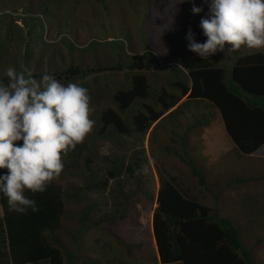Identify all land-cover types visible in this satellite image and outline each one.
I'll list each match as a JSON object with an SVG mask.
<instances>
[{
	"label": "trees",
	"instance_id": "trees-1",
	"mask_svg": "<svg viewBox=\"0 0 264 264\" xmlns=\"http://www.w3.org/2000/svg\"><path fill=\"white\" fill-rule=\"evenodd\" d=\"M17 19L21 27L10 14H0V82L5 85L9 83L6 75L9 67L22 72L16 61L23 59L26 62L29 44L33 46L34 42H39L46 46L41 42L45 24L39 17L27 14ZM22 27L26 30L22 31ZM13 30L16 31L14 39ZM57 36L68 53L76 50L78 64L60 72H31L35 79L49 74L65 84L88 78L92 87L81 85L89 89L92 101L102 97L97 75L121 76L123 84L112 83L113 90L108 99L111 106L106 103L95 116L94 134L64 157L65 169L59 179L78 177V186L63 191L55 181L43 193L26 192L28 198L36 201L39 211L32 212L29 208L23 214L10 211L7 199L0 195V264H95L83 259L78 252L83 234L91 228H101V224L127 221V202L139 194L149 198L142 191V170L147 165L142 140L149 132L148 141L151 131L161 121L181 115L190 104L206 103L211 110L194 119L187 129L204 125L214 114L219 117L225 135L238 154L250 156L264 146V53L234 57L229 66L222 63L224 59L220 54L207 60H202L196 53L184 54L160 62L152 52L144 50L124 54V60L123 56L120 59L122 53L118 48H112L113 52L109 47L113 42L107 41L96 51L98 63L103 60L104 49L110 52L113 61L103 67L89 62L92 51L71 47L67 40L68 44L62 41L63 37ZM11 42L15 48L7 49ZM16 46L21 47L20 51H16ZM2 58H7L8 67L2 64ZM88 63L90 66L81 67ZM22 66L25 68L26 64ZM183 98L185 101L180 102ZM97 139L111 140L120 151L122 139H135L138 146L129 156L119 155L113 162L105 161L94 155L92 146ZM178 139L180 152L168 148L165 152L183 164L200 187L206 186L203 172L185 151V137ZM104 161L108 167L94 166ZM99 171L102 175L98 177ZM5 174L7 170L0 169V176ZM129 180L134 182V190L124 194L121 190ZM109 181H115L116 185L109 192L116 194L117 202L109 203L110 211L96 219L94 215L100 214V208L96 206L97 201L87 198L94 193L103 195L105 190L108 191ZM238 182L244 183L246 179ZM157 184L151 234L160 264H256L225 217L216 210L183 198L172 186L173 177L167 180L158 177ZM65 203L81 205V208L76 213H66ZM66 219L73 220L75 227L62 229L61 222ZM60 234L68 238L72 249L66 248ZM114 238L126 250L135 249Z\"/></svg>",
	"mask_w": 264,
	"mask_h": 264
},
{
	"label": "rangeland",
	"instance_id": "rangeland-1",
	"mask_svg": "<svg viewBox=\"0 0 264 264\" xmlns=\"http://www.w3.org/2000/svg\"><path fill=\"white\" fill-rule=\"evenodd\" d=\"M210 2L211 0H208V3L205 0H194L193 3V0H186L180 4L177 0H0V14H10V18L15 20L19 27L21 23L17 18L25 17L27 14L39 17L45 24L41 42L43 41L46 46H41L39 42H34L33 46L29 44V58L26 62L23 59L16 61L22 72H60L78 64V54L75 49L68 53L59 42L57 34L63 37L64 43L69 42L71 47L77 49L84 47L85 50L92 51L89 62L103 67L113 61L110 52L104 49L101 54L103 60L98 63L96 51L107 41L113 42L109 47L113 52H115L113 49L118 48L122 53L120 59L123 56L124 60L126 59L124 54L131 55L144 50L152 52L160 62L177 59L184 54H195L188 50L186 35L191 28L197 42L206 41L200 21L209 17ZM193 6L203 10L193 14ZM25 30L22 27V31ZM15 35L16 31L13 30V39ZM6 48L13 49L15 44L11 42ZM20 49L21 47L16 46V51ZM38 53L41 55L38 56ZM251 53L255 52L242 49L228 56H224L223 53L217 54L224 59L222 63L229 66L234 57ZM1 62L5 67L9 66L7 58H2ZM24 63L25 68L21 66ZM86 66L90 64H81V67ZM96 78L102 87L100 95L102 97L98 100L93 98L94 120L106 103L107 106H111L108 99L109 93L113 90L112 83L115 82L118 86L123 84L121 76L110 77L100 74ZM76 83L92 87L88 78L77 80ZM182 101L184 102L185 98L180 102ZM209 110L211 109L206 103L195 102L181 115L161 121L162 123L151 131L148 141L149 132L145 135L141 146L145 150L147 165L142 170L141 181L142 191L150 200L140 194L135 195L127 202V221L111 225L101 224V228L94 227L83 234L78 250L83 259L93 261L95 264L151 262L154 247L150 248L148 242L150 241L148 224L151 210L155 205L153 200L157 191V179L160 177L167 180L173 177L172 186L183 198L216 210L220 216L225 217L238 232L243 248L250 252L254 263L264 264V146L250 156L238 154L225 135L219 117L214 114L204 122V125L187 129L194 119L208 114ZM179 136L185 137V151L203 172L206 186L200 187L187 168L165 152V148L180 152ZM137 146L138 142L135 139H122L123 148L120 151L111 140L97 139L92 149L96 159L113 162L116 156H129L130 151ZM105 161L97 162L94 166L108 167ZM99 175H102L101 171L97 172L98 177ZM98 177L96 183L99 185ZM245 179L244 183L238 182ZM57 182L63 191H68L71 187L78 186L80 179L71 177L58 179ZM115 185V181H109L106 186L108 191L105 190L103 195L94 193L88 196L87 199L97 201L96 206L100 208V214L94 215L96 219L110 211L109 203L113 200L117 202L116 194L109 192ZM134 186V182L129 180L121 192L130 193ZM105 194L108 198L106 200ZM80 208L81 205L65 203L64 210L66 213H76ZM61 227L72 229L75 223L66 219L61 222ZM126 228L127 236L124 234ZM108 233L124 243L128 242L129 238L140 239L135 249L126 251L124 246L119 245L114 236ZM60 238L66 248L72 249L66 236L60 234ZM135 253L132 258L131 255Z\"/></svg>",
	"mask_w": 264,
	"mask_h": 264
},
{
	"label": "clouds",
	"instance_id": "clouds-1",
	"mask_svg": "<svg viewBox=\"0 0 264 264\" xmlns=\"http://www.w3.org/2000/svg\"><path fill=\"white\" fill-rule=\"evenodd\" d=\"M202 10L192 8L193 14ZM200 27L207 38L204 43L197 42L191 28L186 39L188 50L202 60L242 49L264 52V0H211L209 17L201 19ZM6 75L9 83L0 82V169L7 174L0 176V195L10 211L37 212L36 201L25 193L45 192L63 174L64 157L94 133L92 97L81 84L65 85L49 74L39 80L31 72L9 67ZM155 206L149 223L152 243Z\"/></svg>",
	"mask_w": 264,
	"mask_h": 264
},
{
	"label": "crops",
	"instance_id": "crops-1",
	"mask_svg": "<svg viewBox=\"0 0 264 264\" xmlns=\"http://www.w3.org/2000/svg\"><path fill=\"white\" fill-rule=\"evenodd\" d=\"M149 223H150V221H149ZM122 225H125V224H122ZM149 225V224H148ZM149 227V226H148ZM126 232H124V234H125V236H127L128 234H127V228H126V230H125ZM139 237H136V238H134V239H132V240H130V238H129V241L128 242H125V243H129V245L128 246H131V247H134L135 245H136V243L139 241ZM149 245H150V248L152 247H154V245H153V243L152 242H149ZM147 250H149L148 248H147ZM150 251V250H149ZM152 256H153V258L151 259V262H148V263H145V264H160L159 262H158V258H157V254H156V251H155V248L154 249H152ZM133 255H136V253L135 254H132L131 256H132V258H133ZM124 264H133V263H124ZM137 264V263H136ZM140 264V263H139Z\"/></svg>",
	"mask_w": 264,
	"mask_h": 264
}]
</instances>
